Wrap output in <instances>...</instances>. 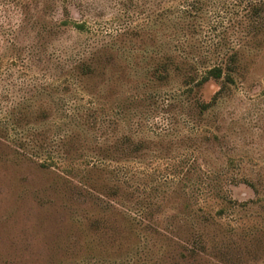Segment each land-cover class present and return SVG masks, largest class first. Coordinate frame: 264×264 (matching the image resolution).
<instances>
[{"label":"rangeland","instance_id":"1","mask_svg":"<svg viewBox=\"0 0 264 264\" xmlns=\"http://www.w3.org/2000/svg\"><path fill=\"white\" fill-rule=\"evenodd\" d=\"M180 6L0 0V264H264V34L201 113L153 77Z\"/></svg>","mask_w":264,"mask_h":264},{"label":"trees","instance_id":"2","mask_svg":"<svg viewBox=\"0 0 264 264\" xmlns=\"http://www.w3.org/2000/svg\"><path fill=\"white\" fill-rule=\"evenodd\" d=\"M179 4L180 11L173 24L177 29L175 33L182 34L183 39L175 50L183 55H166L156 64L153 77L160 82H167L174 74L181 77L186 93H194L195 104L205 113L217 103L226 85L235 84L233 74L240 53L236 46L248 45L264 34V0L218 1L214 9L218 10L215 19L218 18L219 23L214 21V25L208 22L211 7L207 0H179ZM73 26L80 32L86 30L85 24ZM207 28L208 31H202ZM210 82H219L223 87L205 102L200 92ZM244 184L257 192L253 183L244 181ZM125 230L130 233L124 225L120 234ZM185 244L191 258L208 249L207 240L196 233L188 234Z\"/></svg>","mask_w":264,"mask_h":264}]
</instances>
